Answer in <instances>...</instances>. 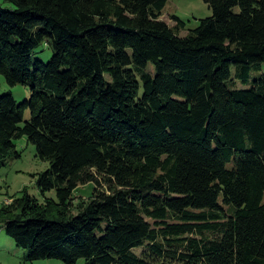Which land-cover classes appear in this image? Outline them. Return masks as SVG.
Listing matches in <instances>:
<instances>
[{"label":"trees","instance_id":"obj_1","mask_svg":"<svg viewBox=\"0 0 264 264\" xmlns=\"http://www.w3.org/2000/svg\"><path fill=\"white\" fill-rule=\"evenodd\" d=\"M203 1L186 37L169 0L0 1V75L32 94L0 95V170L23 138L49 164L45 202L0 207L28 262L264 264V0Z\"/></svg>","mask_w":264,"mask_h":264},{"label":"rangeland","instance_id":"obj_2","mask_svg":"<svg viewBox=\"0 0 264 264\" xmlns=\"http://www.w3.org/2000/svg\"><path fill=\"white\" fill-rule=\"evenodd\" d=\"M173 16H178L186 22V29L180 32L182 37H186L190 31L200 25V21L212 17L213 11L203 0H169L163 11L162 20L173 27L175 26ZM37 54L45 63H48L53 56L52 50L47 46L39 48ZM148 70L154 72V66L149 64ZM241 85L239 83V87ZM8 94H12L19 103L29 100L32 95L27 87L22 85L12 87L7 83L5 77L0 75V95ZM30 118L31 114L27 112L25 120ZM16 146L21 153V158L9 160L7 166L0 170V207L5 203H11L9 199L20 196L25 189L31 196L43 203L46 198L37 186V179L39 174L49 168V164L37 157V148L25 138L16 141ZM94 187V184L81 187L75 194V204L81 202L83 198H90ZM47 197L56 199L55 191L47 193ZM27 254L28 250L19 248L0 226V264H65L57 260L31 263L26 260ZM78 264H85V261L80 260Z\"/></svg>","mask_w":264,"mask_h":264}]
</instances>
